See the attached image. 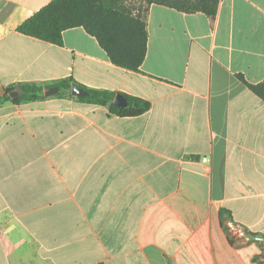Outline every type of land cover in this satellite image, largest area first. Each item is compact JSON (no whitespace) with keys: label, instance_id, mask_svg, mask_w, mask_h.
<instances>
[{"label":"crops","instance_id":"1","mask_svg":"<svg viewBox=\"0 0 264 264\" xmlns=\"http://www.w3.org/2000/svg\"><path fill=\"white\" fill-rule=\"evenodd\" d=\"M52 1L0 0V97L72 79L151 108L122 118L62 88L0 104V264H264L243 235L264 236V102L237 77L264 81V0L214 20L151 5L140 72L83 28L62 46L18 32Z\"/></svg>","mask_w":264,"mask_h":264},{"label":"trees","instance_id":"2","mask_svg":"<svg viewBox=\"0 0 264 264\" xmlns=\"http://www.w3.org/2000/svg\"><path fill=\"white\" fill-rule=\"evenodd\" d=\"M221 0H53L30 19L18 27L22 35L39 39L54 45H63L66 30L83 28L94 37L106 52L112 64L132 72H140L148 52V26L146 16L151 5L165 6L185 14L203 13L214 20ZM238 79L264 102V81L249 83L244 76ZM72 79L57 83V86L70 92ZM90 96L81 97L99 105H109L111 115L126 118L138 117L151 108L148 101L127 98L129 106L120 108L113 102L118 93L88 89ZM19 90V97L11 98V92ZM6 90L0 97V104L11 101L15 104L35 102L45 97L44 87L36 84L21 85ZM122 95V94H120ZM134 105H137L135 107ZM222 213L221 218L227 217ZM245 233V232H244Z\"/></svg>","mask_w":264,"mask_h":264},{"label":"water","instance_id":"3","mask_svg":"<svg viewBox=\"0 0 264 264\" xmlns=\"http://www.w3.org/2000/svg\"><path fill=\"white\" fill-rule=\"evenodd\" d=\"M59 92H60V87H51V88L45 89L44 94L46 97H51V96L59 94ZM19 95H20V93L16 91V92H12L10 94V97L11 98H17V97H19ZM72 95L81 98V97L90 96V93L78 85H73L72 86ZM113 104H114V106L120 107V108H126L129 106V102H128L127 98L124 97L123 95H120V94L115 97ZM134 106L137 107V105H134ZM244 236L251 242L252 241H258V242L264 243V236L263 235H254L252 233L245 232Z\"/></svg>","mask_w":264,"mask_h":264},{"label":"built area","instance_id":"4","mask_svg":"<svg viewBox=\"0 0 264 264\" xmlns=\"http://www.w3.org/2000/svg\"><path fill=\"white\" fill-rule=\"evenodd\" d=\"M203 161H204V162H208L209 159H208L207 157H205V158H203ZM227 225H228L229 227H232V226H233L232 222H228ZM243 235H244V233H243Z\"/></svg>","mask_w":264,"mask_h":264}]
</instances>
